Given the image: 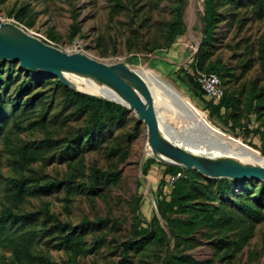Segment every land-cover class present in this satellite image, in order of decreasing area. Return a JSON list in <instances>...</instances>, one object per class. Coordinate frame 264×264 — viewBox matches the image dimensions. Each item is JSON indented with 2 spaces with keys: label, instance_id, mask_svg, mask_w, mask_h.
Returning <instances> with one entry per match:
<instances>
[{
  "label": "rangeland",
  "instance_id": "obj_1",
  "mask_svg": "<svg viewBox=\"0 0 264 264\" xmlns=\"http://www.w3.org/2000/svg\"><path fill=\"white\" fill-rule=\"evenodd\" d=\"M180 3L185 30L168 44V23ZM214 4L217 21L205 45L201 44L204 0H0V18L15 20L29 34L32 31L67 52L81 50L107 63L124 61L142 76L144 69L152 71L174 86L210 127L259 153L247 144L261 148L259 136L243 131L254 130L264 119V0H214ZM73 25L77 31L71 37ZM2 64L0 78L9 85L4 94L0 81V96L4 94L7 105L19 98L21 82L30 72L8 59ZM218 65L223 67L219 73L226 96L238 101L232 109L211 116L206 108L209 99L192 88L187 75ZM41 73L42 86L28 95L32 101L25 104L27 95L19 101L18 108L24 111L4 107L8 120L0 134V212L8 207L24 217L0 232V264H120L124 259L126 264H168L167 249L205 264H264V220L253 222L238 207L245 200L237 195L242 192L250 200L256 198V207L264 213V199L256 195L259 183L249 178L229 179L231 191L210 203L229 220L231 229L205 226L182 243L168 234L163 249L152 242L126 253L125 244L140 238L136 223L145 227L156 213L162 178L166 184L161 194L170 196L173 184L164 175L166 164L145 154L146 127L129 109L99 132L94 145L85 144L87 115L77 117L62 88L45 81L55 77ZM253 93L262 101L261 115L247 108ZM174 110L177 118L184 119ZM173 137L182 140L175 132ZM77 143L83 147L75 149ZM22 153L33 154L35 160L23 164ZM148 158L154 161L144 173ZM201 175L203 184L216 188L215 178ZM15 177L33 178L21 202L9 195V179ZM66 183L76 190L68 193ZM58 222L66 227H57ZM68 232H81L84 253L59 246ZM219 239L240 245L218 251L214 243Z\"/></svg>",
  "mask_w": 264,
  "mask_h": 264
},
{
  "label": "trees",
  "instance_id": "obj_2",
  "mask_svg": "<svg viewBox=\"0 0 264 264\" xmlns=\"http://www.w3.org/2000/svg\"><path fill=\"white\" fill-rule=\"evenodd\" d=\"M216 15L217 14L214 0H204L203 32L205 37L202 39L201 44L205 45L207 43V40L212 37L213 28L217 21ZM16 20L21 21V17L17 16ZM167 28L168 44H170L176 36L184 33L185 25L182 19L181 3L176 6L174 19L168 23ZM76 31L77 27L73 25L71 30V37L75 36ZM2 61L3 60L0 59V71L3 69ZM17 63L19 64V62ZM20 67L24 70H28L30 72V76L22 80V86L19 88V98L16 101L10 99V101L8 102L9 104L7 105H4L3 97L8 89L9 81L6 79L1 80L0 78L1 87L4 90V94L0 96V134L4 127V124L8 120V117L6 116L4 111V107L11 105L14 107V109L21 110V107L18 108L19 101L27 95L25 99V104L30 103L32 101V98H28V95L36 87L42 86V80L40 78L45 77L43 76L44 74L37 70H30L22 66ZM221 69H223V67L218 65L215 66V68L210 67L206 71H202L217 73L220 76L224 87V94L219 101L214 102L213 100H207L206 102V108L208 110L209 115L211 116H219L221 109H232L235 103L238 101V99L233 96H226L223 79L221 74L219 73ZM31 75L35 77L38 76L39 78L34 79L31 77ZM48 78L49 77L46 78V82L53 81L62 88L65 98L67 99V101H69L71 105H73L77 117H83L87 115L88 126L83 136L85 137V139H87L84 142L85 144L87 143L89 145H94V141L96 142L98 140L99 132H101L104 127H106L114 120L122 119L128 111V108L120 103L107 100L63 85L56 77L52 80ZM187 80L194 90H199L200 96L204 95L203 90L201 89L200 85L195 81L192 75L188 74ZM258 97L259 94L253 93L247 102V108L248 110H252L255 113H258V115H261V109L263 108V104L262 101L258 99ZM21 111H24V109H22ZM12 116L15 123L16 115L14 112L12 113ZM19 129L23 128L21 127ZM250 132L259 136V139L261 141V148H257V146L255 144H251V142H248L247 144L255 149H258L259 153L261 155H264V119L261 120L260 125L254 130L246 129L243 131L244 135H248ZM84 143H77L75 145V149L83 147L82 145ZM20 160L23 164H29L35 160V156L33 154L22 153L20 156ZM153 161V158H148L145 161L143 165L144 173L149 170V167ZM181 172H184L185 176H179L173 182V188L171 190L169 198L161 194V188L164 184H166V178H162L160 180L157 187V191L160 196L156 199V213L152 217V221L150 222V224L146 225L145 227L140 226V224L136 223L135 231L137 232L138 236H140V238L134 244H125L124 251L126 253L129 250L142 249L152 242H157L159 245H161V248L163 249L166 245L168 234L172 235L175 239H177L178 243H182L186 240H189L191 235L196 230L205 226L211 227L213 229H222L225 227L231 229L233 227L227 218L223 216L220 217V211L217 206L210 204L213 200L218 199L220 195L223 196L227 192L231 191V183L229 178L222 177L213 179L216 184V188L213 189L210 184H203L200 181L202 175L195 169L186 170L182 169L179 166L167 164L165 165L164 175H167L168 177L177 176L178 173ZM32 179V177H15L9 179L8 190L10 191L9 195L13 199V201H23L27 184ZM249 180H252V182L259 183L256 195L257 197H260V199H264V181L255 180L253 178H249ZM53 185H58V183L51 184L49 186ZM65 189L68 193L76 190V188L71 183H66ZM48 191H51L50 187ZM237 195L239 198L245 199L244 201L238 202V207L242 211V213L247 218L251 219V221L253 222H262L264 220V213L262 212V210H259V208L256 207V198L254 200H250L249 197L243 195L242 192L238 193ZM175 214L186 215V217H176ZM23 217L24 216L14 213L10 208L5 207L3 211L0 212V232L8 228V223H10L11 225L15 224L18 221L22 220ZM160 221L164 222V226L161 225ZM57 227L64 229V227H66V224L58 222ZM247 238L248 236H244V240H246ZM82 244L83 243L81 232H68L60 239L59 246L66 250H73L75 254H81L85 252ZM232 245L239 246L240 242H233L227 239H219L214 243V247L218 251L223 249L229 250L231 249ZM166 263L205 264V262L195 260L187 254L174 255L169 252V249H167ZM120 264H126V259L121 261Z\"/></svg>",
  "mask_w": 264,
  "mask_h": 264
},
{
  "label": "water",
  "instance_id": "obj_3",
  "mask_svg": "<svg viewBox=\"0 0 264 264\" xmlns=\"http://www.w3.org/2000/svg\"><path fill=\"white\" fill-rule=\"evenodd\" d=\"M0 59L19 62L22 67L56 77L63 85L74 89L76 88L67 74L86 76L110 88L145 125L150 154L158 161L186 170L195 169L211 178H253L264 181L262 164H252L235 158L216 162V153L198 150L195 146L207 145L211 149L217 148V145L196 123L191 124L193 127L184 135H179L182 140L174 138V131L170 128L162 131L146 81L124 61L107 63L81 50L67 52L29 34L15 20L3 18H0ZM171 99L178 104L175 96ZM179 108L184 115L187 113V109L182 105H179Z\"/></svg>",
  "mask_w": 264,
  "mask_h": 264
},
{
  "label": "bare ground",
  "instance_id": "obj_4",
  "mask_svg": "<svg viewBox=\"0 0 264 264\" xmlns=\"http://www.w3.org/2000/svg\"><path fill=\"white\" fill-rule=\"evenodd\" d=\"M29 32L34 34L32 31ZM77 75L78 74H67V77L73 82L77 90L102 97L107 100L118 102L126 106V102L110 88L90 79L89 77ZM143 78L151 92L153 106L162 131L166 130V127L168 126L175 132V134L182 136L187 130H190V128L193 127V123H196L202 131H206L209 134L211 139L213 138V140L216 142L217 148L211 151L207 145L195 147L200 151L204 150L205 152L216 153L218 156L215 160L216 162H222L228 158H235L243 162L264 165V155L261 156L260 153L247 147L243 143L236 141L231 136L222 134L221 132L210 127L204 120L203 115L195 113L189 107L182 94L170 83L158 77L155 73L148 69L143 70ZM173 96L178 99L179 105H182L184 109H187V113L185 115L181 112L179 105L171 99ZM179 101L181 102L179 103ZM174 109L185 116L184 119L177 118L176 114L174 113ZM174 122L177 123V126L174 125ZM173 125L175 128H177V130ZM150 153V147L147 146L145 154L148 155ZM211 162L213 161L211 160Z\"/></svg>",
  "mask_w": 264,
  "mask_h": 264
},
{
  "label": "built area",
  "instance_id": "obj_5",
  "mask_svg": "<svg viewBox=\"0 0 264 264\" xmlns=\"http://www.w3.org/2000/svg\"><path fill=\"white\" fill-rule=\"evenodd\" d=\"M193 77L209 100L217 102L222 98L224 87L221 78L217 73L196 71L195 74H193ZM178 177V175L171 176L169 182L173 184Z\"/></svg>",
  "mask_w": 264,
  "mask_h": 264
},
{
  "label": "crops",
  "instance_id": "obj_6",
  "mask_svg": "<svg viewBox=\"0 0 264 264\" xmlns=\"http://www.w3.org/2000/svg\"><path fill=\"white\" fill-rule=\"evenodd\" d=\"M204 97H205L206 99H208L207 96H204Z\"/></svg>",
  "mask_w": 264,
  "mask_h": 264
}]
</instances>
